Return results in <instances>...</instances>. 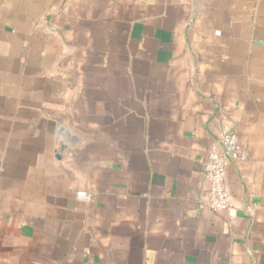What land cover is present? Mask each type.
Returning <instances> with one entry per match:
<instances>
[{
    "label": "crops",
    "instance_id": "obj_1",
    "mask_svg": "<svg viewBox=\"0 0 264 264\" xmlns=\"http://www.w3.org/2000/svg\"><path fill=\"white\" fill-rule=\"evenodd\" d=\"M0 264H264V0H0Z\"/></svg>",
    "mask_w": 264,
    "mask_h": 264
},
{
    "label": "built area",
    "instance_id": "obj_2",
    "mask_svg": "<svg viewBox=\"0 0 264 264\" xmlns=\"http://www.w3.org/2000/svg\"><path fill=\"white\" fill-rule=\"evenodd\" d=\"M247 153L238 143L237 134L231 122L222 125L218 145L209 147L202 163V178L208 184L207 207L218 211L227 207L225 185L226 166L229 160L244 161ZM90 198V195H86Z\"/></svg>",
    "mask_w": 264,
    "mask_h": 264
},
{
    "label": "water",
    "instance_id": "obj_3",
    "mask_svg": "<svg viewBox=\"0 0 264 264\" xmlns=\"http://www.w3.org/2000/svg\"><path fill=\"white\" fill-rule=\"evenodd\" d=\"M56 157H57V158L60 157L58 153L56 154Z\"/></svg>",
    "mask_w": 264,
    "mask_h": 264
}]
</instances>
